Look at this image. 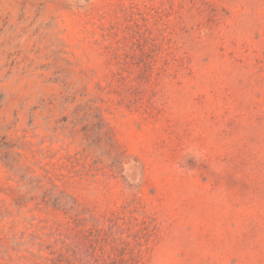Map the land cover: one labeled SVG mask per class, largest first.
<instances>
[{"label":"rangeland","instance_id":"1","mask_svg":"<svg viewBox=\"0 0 264 264\" xmlns=\"http://www.w3.org/2000/svg\"><path fill=\"white\" fill-rule=\"evenodd\" d=\"M0 264H264V0H0Z\"/></svg>","mask_w":264,"mask_h":264},{"label":"bare ground","instance_id":"2","mask_svg":"<svg viewBox=\"0 0 264 264\" xmlns=\"http://www.w3.org/2000/svg\"><path fill=\"white\" fill-rule=\"evenodd\" d=\"M17 4V3H16Z\"/></svg>","mask_w":264,"mask_h":264}]
</instances>
